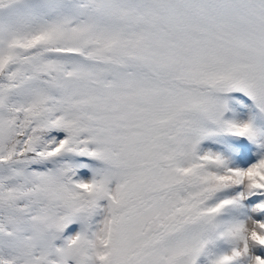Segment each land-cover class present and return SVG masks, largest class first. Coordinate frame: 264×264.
<instances>
[{
	"label": "snow or ice",
	"instance_id": "snow-or-ice-1",
	"mask_svg": "<svg viewBox=\"0 0 264 264\" xmlns=\"http://www.w3.org/2000/svg\"><path fill=\"white\" fill-rule=\"evenodd\" d=\"M0 264H264V0H0Z\"/></svg>",
	"mask_w": 264,
	"mask_h": 264
}]
</instances>
